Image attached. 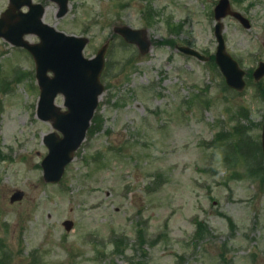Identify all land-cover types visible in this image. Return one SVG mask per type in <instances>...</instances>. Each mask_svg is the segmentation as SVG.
<instances>
[{"label":"rangeland","instance_id":"1","mask_svg":"<svg viewBox=\"0 0 264 264\" xmlns=\"http://www.w3.org/2000/svg\"><path fill=\"white\" fill-rule=\"evenodd\" d=\"M231 1L252 23L224 20L228 51L249 74L240 94L214 61L177 49L215 54L218 0H70L63 19L49 6L45 22L90 37L88 57L122 24L178 43L142 56L113 38L98 120L59 184L43 179L44 137L54 129L37 117L35 63L0 38V264H264V174L254 148L264 79L251 75L264 62V0ZM8 5L0 0V16ZM148 7L152 20L142 16ZM17 190L25 197L11 204ZM195 217L210 227L206 238H193Z\"/></svg>","mask_w":264,"mask_h":264},{"label":"water","instance_id":"2","mask_svg":"<svg viewBox=\"0 0 264 264\" xmlns=\"http://www.w3.org/2000/svg\"><path fill=\"white\" fill-rule=\"evenodd\" d=\"M60 6L59 17L68 11V0H53ZM30 0H11L10 8L3 13L0 19V37H4L12 44L27 48L34 57L37 67V78L41 87V101L39 105V117L44 121H52L58 133H51L45 138V144L49 148L48 156L43 160L44 179L47 182H59L66 167L73 161L75 152L81 146L86 137L95 110L98 107L99 96L104 87L100 77L104 67L103 51L96 59L88 60L83 56V50L87 40L69 37L56 32L53 28L42 22L44 9L30 5ZM24 5L32 6L33 13L21 14ZM37 10V12H35ZM227 15L239 19L246 28L251 25L241 14L232 12L228 0H222L216 9V18L221 20ZM222 24L217 25L216 35L219 41L216 62L227 81V84L236 90L242 91L245 87V72L239 64L226 52L222 37ZM128 41L139 45H148L139 32H133L129 28L117 30ZM35 34L41 42L30 45L24 41V36ZM182 52L195 56L200 60H207L199 52L181 48ZM49 72L54 77L49 76ZM264 76V63L255 71L254 78L259 81ZM62 94L65 98L66 112H62L55 105L56 97ZM264 152V133H263ZM24 197L23 192H17L11 201H19ZM64 226L68 231L73 227V222L67 221Z\"/></svg>","mask_w":264,"mask_h":264},{"label":"trees","instance_id":"3","mask_svg":"<svg viewBox=\"0 0 264 264\" xmlns=\"http://www.w3.org/2000/svg\"><path fill=\"white\" fill-rule=\"evenodd\" d=\"M260 149V148H259ZM258 148H257V150H259ZM243 149L241 148V147H239V151H242ZM261 151V150H260ZM262 171H263V173H264V167H262ZM208 233H210V231L208 230V228L206 227V226H204V225H202L201 223H197V233H196V235H195V239L197 240V238L198 237H201L200 239H203V238H206V235L208 234ZM203 235V236H202ZM125 243L122 241V240H118V241H115V248H116V250L117 251H120L121 249H120V247L122 246V245H124ZM225 252H227V251H225ZM218 258H219V260L220 261H222V262H224L225 261V259H223V254H219V256H218ZM138 264H140V263H138Z\"/></svg>","mask_w":264,"mask_h":264}]
</instances>
